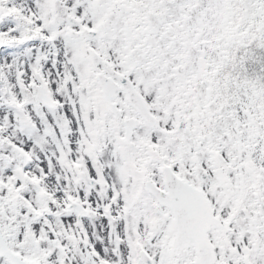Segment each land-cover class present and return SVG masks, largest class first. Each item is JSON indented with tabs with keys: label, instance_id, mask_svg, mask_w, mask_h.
Listing matches in <instances>:
<instances>
[{
	"label": "snow or ice",
	"instance_id": "6c2138e0",
	"mask_svg": "<svg viewBox=\"0 0 264 264\" xmlns=\"http://www.w3.org/2000/svg\"><path fill=\"white\" fill-rule=\"evenodd\" d=\"M0 264H264V0H0Z\"/></svg>",
	"mask_w": 264,
	"mask_h": 264
}]
</instances>
